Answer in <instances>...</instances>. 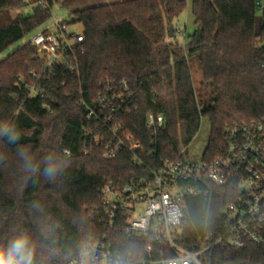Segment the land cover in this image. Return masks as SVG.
<instances>
[{
  "label": "trees",
  "instance_id": "16d2710c",
  "mask_svg": "<svg viewBox=\"0 0 264 264\" xmlns=\"http://www.w3.org/2000/svg\"><path fill=\"white\" fill-rule=\"evenodd\" d=\"M28 5L30 14L14 15ZM54 5L68 11L69 24L83 27L78 72L50 79L46 98L28 99L17 77L30 80V70L40 68L38 49L24 44L0 60V245L26 234L37 264L72 256L92 238L114 241L99 221L101 189L121 190L183 159L203 118L210 123L203 161L222 153L227 130L264 122L258 0H0V54L46 23ZM188 5L195 29L183 43L175 21ZM194 61L202 73L199 88ZM124 83L128 112L114 122L139 148L125 145L107 159L103 144L92 141L98 125L86 114L107 87L125 93ZM149 113L163 115L165 124L148 128ZM99 131L112 139L105 128ZM49 161L60 164L52 178L45 174ZM235 199L233 187L203 182L184 199L181 245L206 248L204 264H264V247L210 245L224 229V207Z\"/></svg>",
  "mask_w": 264,
  "mask_h": 264
},
{
  "label": "built area",
  "instance_id": "2783aa9c",
  "mask_svg": "<svg viewBox=\"0 0 264 264\" xmlns=\"http://www.w3.org/2000/svg\"><path fill=\"white\" fill-rule=\"evenodd\" d=\"M258 3L263 9V0ZM69 26L68 21L55 19L52 29L39 32L28 42L42 54L40 68L29 72L30 80L17 77V85L24 89L28 99L46 98L50 79L64 72H78L77 57L84 42V30L76 33ZM122 86L125 93L107 87L99 95L98 106L89 107L86 114L87 119L98 125V134L92 141L96 145L103 144L107 159L115 158L125 145L130 149L139 148L129 135L124 138L119 135L122 126L114 122L128 112L129 90L126 83ZM45 107L51 112L49 105ZM164 124L163 115L148 114V128ZM102 128L112 139L101 136ZM184 152L182 149L181 153ZM64 153L71 156L69 150ZM201 182L233 187L236 193L235 202L224 207V229L210 245L243 248L251 243L264 247V122H251L227 130L222 153L210 161L188 162L184 158L167 161L151 179L126 185L121 190L111 185L101 189L99 221L117 237L114 241L107 237L92 238L83 243L76 254L49 264H73L74 261L79 264L83 250H87L88 264H110L118 258L125 264H168L174 259L187 261V264H204L201 256L206 248L191 251L181 245L184 199L197 194ZM173 210L179 216L178 223L169 220ZM122 237H127L128 243Z\"/></svg>",
  "mask_w": 264,
  "mask_h": 264
},
{
  "label": "rangeland",
  "instance_id": "374dc122",
  "mask_svg": "<svg viewBox=\"0 0 264 264\" xmlns=\"http://www.w3.org/2000/svg\"><path fill=\"white\" fill-rule=\"evenodd\" d=\"M32 6L33 5H28L14 12V15L17 13H21L23 15L30 14L32 12ZM55 19H64L68 21L69 20L68 11L61 9L57 5H54L52 8L51 18L39 28H36L35 30L25 35V37L21 41L16 42L12 46H10L8 49H6L2 54H0V60L8 56L18 47H21L24 44H28V42H30L33 39V37L39 32L44 31L47 28L52 29ZM175 24H176L177 39L180 42L184 43L187 40V37L190 34H192L195 29L194 17L191 13L190 5H188L187 9L176 19ZM69 27H70V30L73 32H76V33L83 32V27L80 24H70ZM173 37H175V31H174ZM191 69H192V76L194 78L195 86L199 88L201 80H202V73L196 61L192 63ZM209 133H210V123L208 119L203 118L197 135L194 137L192 142L189 144L188 148L185 149L184 159L186 161L200 162L203 159V154H204V151L208 143Z\"/></svg>",
  "mask_w": 264,
  "mask_h": 264
},
{
  "label": "clouds",
  "instance_id": "9594fccd",
  "mask_svg": "<svg viewBox=\"0 0 264 264\" xmlns=\"http://www.w3.org/2000/svg\"><path fill=\"white\" fill-rule=\"evenodd\" d=\"M5 132H9L10 129H4ZM16 136H10V139L15 140ZM26 167H30L26 165ZM60 170V164L54 161H49L47 168L45 169V174L52 178ZM169 220L172 223L179 222V216L176 211L173 210L169 213ZM82 259L79 264H88L87 260V250H83L81 253ZM0 264H34L33 260V248L31 241L26 234H21L11 239L7 245H0ZM73 264H76L74 261ZM110 264H125L121 259H116L111 261ZM168 264H187V261L181 259H174L168 262Z\"/></svg>",
  "mask_w": 264,
  "mask_h": 264
},
{
  "label": "water",
  "instance_id": "95a60500",
  "mask_svg": "<svg viewBox=\"0 0 264 264\" xmlns=\"http://www.w3.org/2000/svg\"><path fill=\"white\" fill-rule=\"evenodd\" d=\"M174 36V26L173 25H171L170 26V37H173ZM39 56L41 57L42 56V54L41 53H39Z\"/></svg>",
  "mask_w": 264,
  "mask_h": 264
}]
</instances>
